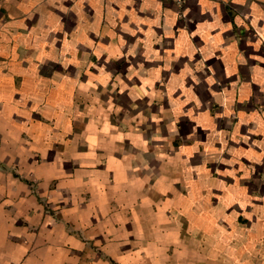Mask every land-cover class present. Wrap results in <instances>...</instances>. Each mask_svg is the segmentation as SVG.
<instances>
[{
  "label": "crops",
  "instance_id": "crops-1",
  "mask_svg": "<svg viewBox=\"0 0 264 264\" xmlns=\"http://www.w3.org/2000/svg\"><path fill=\"white\" fill-rule=\"evenodd\" d=\"M0 264H264V0H0Z\"/></svg>",
  "mask_w": 264,
  "mask_h": 264
},
{
  "label": "built area",
  "instance_id": "built-area-1",
  "mask_svg": "<svg viewBox=\"0 0 264 264\" xmlns=\"http://www.w3.org/2000/svg\"><path fill=\"white\" fill-rule=\"evenodd\" d=\"M165 1H170V2H174L178 5H181V3L184 1V0H165Z\"/></svg>",
  "mask_w": 264,
  "mask_h": 264
}]
</instances>
